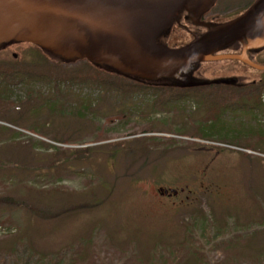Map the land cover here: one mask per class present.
Wrapping results in <instances>:
<instances>
[{
	"label": "rangeland",
	"instance_id": "rangeland-1",
	"mask_svg": "<svg viewBox=\"0 0 264 264\" xmlns=\"http://www.w3.org/2000/svg\"><path fill=\"white\" fill-rule=\"evenodd\" d=\"M199 69L253 87L175 91L0 50V264H264V71Z\"/></svg>",
	"mask_w": 264,
	"mask_h": 264
},
{
	"label": "water",
	"instance_id": "water-1",
	"mask_svg": "<svg viewBox=\"0 0 264 264\" xmlns=\"http://www.w3.org/2000/svg\"><path fill=\"white\" fill-rule=\"evenodd\" d=\"M214 1L0 0V48L30 43L66 62L87 60L141 80H170L200 63L223 60H238L264 70L249 60L245 45L239 54L217 53L236 40L245 44L243 36L249 46H259L256 42L264 39V0H257L228 23L208 27L182 46L170 48L157 42L180 10L185 8L197 17ZM183 81L181 87L232 83V79Z\"/></svg>",
	"mask_w": 264,
	"mask_h": 264
},
{
	"label": "flooded vegetation",
	"instance_id": "flooded-vegetation-1",
	"mask_svg": "<svg viewBox=\"0 0 264 264\" xmlns=\"http://www.w3.org/2000/svg\"><path fill=\"white\" fill-rule=\"evenodd\" d=\"M256 1L257 0H223L222 2V0H215L212 6L207 11L201 13L197 17H195L192 12H189L185 8H183L174 17L170 28L157 38V42L165 44L169 47L171 44L172 31L177 28V29H181L182 32H184L185 34L184 38L186 39L183 43H180V45L178 46L184 45L194 40L204 32H206L208 27H214L217 25L225 24L238 18L239 16L244 14L250 7H252L256 3ZM218 3H222V4L220 9L216 11L215 9ZM263 20H264V16H263ZM242 39L244 40L245 44H243L242 41L240 40H236L228 44L226 47H224L222 50H220L217 53L239 54L241 53L245 45L246 55L249 58V60H251L253 63L257 65L264 66V39L263 41L261 40V42H256V45L259 46H249L250 44L244 36L242 37ZM252 45L255 44L253 43ZM12 46H16V45L8 44L6 46L1 47L0 50H6ZM170 48H175V46ZM12 57L16 58V55L12 54ZM223 61H235L241 65H246L238 60H223ZM199 67H200L199 65H196L189 72L178 76V78H174V80L179 82L180 84L181 82H184L183 79L186 77L190 78V80L193 81H202V79L198 80L199 74L201 73ZM257 71H264V70H257ZM227 78H232L231 84L200 85V86H192V87H181L180 84H175V85L165 84V86H162V88L175 90V91H192L195 93H199L202 91L209 93L212 92V90H218V91L221 90V91L233 92L234 94L243 93V92L247 93L252 89L251 86L245 85L243 83H239L240 78H238L237 76L227 77ZM170 80H166V81H170ZM162 190H166V189H162V188L159 189V193L161 195L168 194V196H170V195H176L178 193L176 190L175 193H172L168 190H166L167 191L166 193H161ZM170 190H174V189H170Z\"/></svg>",
	"mask_w": 264,
	"mask_h": 264
},
{
	"label": "trees",
	"instance_id": "trees-1",
	"mask_svg": "<svg viewBox=\"0 0 264 264\" xmlns=\"http://www.w3.org/2000/svg\"><path fill=\"white\" fill-rule=\"evenodd\" d=\"M12 45H18L19 43H11ZM26 44H30V43H26ZM30 45H32V44H30ZM34 48H36V49H38V51H40L41 53H44V54H46L47 56H49V57H51V58H54V59H56L59 63L60 62H62V63H67L66 61H64L62 58H60L59 56H57V55H54V54H52V53H50V52H48V51H46V50H44V49H41V48H39V47H37V46H35V45H32ZM182 46V45H181ZM169 47H174V46H169ZM176 47V46H175ZM179 47V46H178ZM78 61H84V62H86L88 65H90L93 69H95L96 71H98L99 73H101V75H109V74H111V75H116V76H118V77H123V78H130V79H132V81H134L135 83H140V84H148V85H153V86H165V81L166 80H141V79H138V78H134V77H127V76H124V75H121V74H118V73H115V72H111V71H107V70H105V69H102V68H100V67H98V66H95V65H93L92 63H90L89 61H87V60H78ZM77 62V61H76ZM215 62V61H214ZM218 62V61H217ZM204 63H213V62H204ZM203 63H200V64H198L199 66H201ZM248 67V66H247ZM249 69H251L250 67H248ZM251 70H253L254 71V69H251ZM99 77H103V76H100L99 75ZM227 79H232V78H227ZM214 80V79H213ZM251 85H253V83H250ZM208 85H217V84H208ZM251 87H253V86H251ZM251 92H253V91H251ZM261 93H262V95H264V89H263V91H261ZM257 94H259V93H257ZM260 95V94H259ZM259 95H256L255 97H254V99H253V101L252 100H250L251 102H253L254 103V105H261V95L259 96ZM204 235L206 236V237H210L209 236V233L208 232H205L204 233ZM217 237V235L214 237V236H212V238L210 239V242H213V239L214 238H216ZM195 254H198L199 253V251H197V252H194ZM175 254V253H174ZM194 254V255H195ZM173 255V254H172Z\"/></svg>",
	"mask_w": 264,
	"mask_h": 264
}]
</instances>
